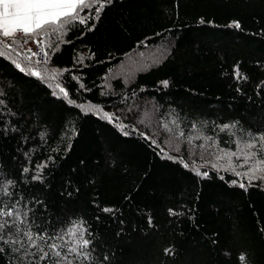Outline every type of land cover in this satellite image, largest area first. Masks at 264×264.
<instances>
[{
    "label": "trees",
    "instance_id": "1",
    "mask_svg": "<svg viewBox=\"0 0 264 264\" xmlns=\"http://www.w3.org/2000/svg\"><path fill=\"white\" fill-rule=\"evenodd\" d=\"M42 38L47 64L0 44V182H16L33 231L83 220L104 264H264V180L217 159L264 132V0H112Z\"/></svg>",
    "mask_w": 264,
    "mask_h": 264
},
{
    "label": "snow or ice",
    "instance_id": "2",
    "mask_svg": "<svg viewBox=\"0 0 264 264\" xmlns=\"http://www.w3.org/2000/svg\"><path fill=\"white\" fill-rule=\"evenodd\" d=\"M112 3V0H0V35L5 38H13L12 43H16L17 33H23L24 36H48L49 33L63 35L66 26L72 25L74 22L81 25H89L91 20H99L103 10ZM87 10V11H86ZM81 13H84L83 15ZM238 28L239 23H235ZM95 28V24H91L89 31ZM28 41L25 40L24 43ZM37 45L44 43L43 39L34 41ZM4 48H11L10 44H4L0 41ZM49 47L51 45L49 44ZM4 53L0 51V55ZM37 53L32 49H28L25 59L31 62L33 56ZM48 52L44 51V63L47 64ZM12 63L21 72L35 76L38 79H55V73L47 75L42 74L39 70H33L32 67H22L20 63L12 60ZM39 63V61H37ZM237 79H246L239 71L237 65L235 70ZM167 86L168 82H162ZM51 87V85H49ZM81 87H84L81 85ZM62 97L67 103L74 104L75 101L69 99V91L62 87L59 83L55 85ZM54 96L57 92L53 91ZM4 93L0 91V96ZM58 98H60L58 96ZM0 105H5V101L0 99ZM6 106V105H5ZM83 107V106H80ZM9 111H11L9 109ZM14 115V114H13ZM109 121L113 120V116L105 113ZM123 131L125 126H119ZM236 127V123L224 124L220 126L221 131L230 130ZM15 130V129H13ZM135 130V129H134ZM128 135L127 132L124 133ZM41 138L44 133H41ZM141 135H144L141 133ZM179 135L183 136L181 132ZM250 139L236 142V151H226L221 149V156L217 159H225L228 167L225 171L231 170L237 177L246 179L248 185L254 180H264V132L253 134L247 133ZM145 139L150 137L144 135ZM211 140V137H207ZM152 144H156L152 140ZM204 147V145H200ZM163 151V149H161ZM242 160L239 165L232 164V158ZM188 165L185 164V167ZM36 174L32 176V180L42 181L41 173L47 167L46 163H40L36 166ZM214 168L224 167V165H213ZM237 167L246 168L245 171H237ZM24 173L29 172L28 168L23 169ZM197 175L207 177L208 173H201L199 170ZM223 177H221L222 179ZM14 180H6L0 182V255L8 253L13 257L9 264H104L109 260L107 254L102 258L94 255L95 246L90 239L85 238L88 229L84 226L83 220H73L66 228L56 230L50 233L47 229L33 231L32 224L29 222L28 210L25 205L21 207L23 195L18 199H13V193L10 188L15 186ZM236 184L237 181H232ZM241 188H245L246 184L241 180L239 182ZM3 197H7L5 200ZM104 212H112L110 208H104ZM170 215L176 213L169 209ZM151 224V219H149ZM90 235V233H89ZM67 237V239H66ZM172 249H165V253H171ZM241 264H244L246 257L241 254L238 258Z\"/></svg>",
    "mask_w": 264,
    "mask_h": 264
},
{
    "label": "built area",
    "instance_id": "3",
    "mask_svg": "<svg viewBox=\"0 0 264 264\" xmlns=\"http://www.w3.org/2000/svg\"><path fill=\"white\" fill-rule=\"evenodd\" d=\"M1 39L5 41L6 44H10L13 46L14 43H12L13 38H5L1 36ZM40 39V37L36 36H24L23 33H17L16 40L18 44V48L16 49L17 53L23 56H26L28 54V49H32L34 52L37 53L36 56H33L32 59H41L43 57L42 51H41V45H37L34 43L35 40ZM27 40V43H24V41Z\"/></svg>",
    "mask_w": 264,
    "mask_h": 264
}]
</instances>
